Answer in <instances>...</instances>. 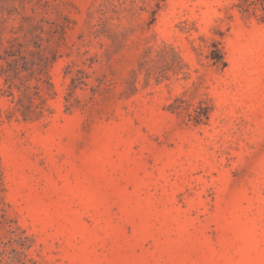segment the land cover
<instances>
[{"label":"rangeland","instance_id":"1","mask_svg":"<svg viewBox=\"0 0 264 264\" xmlns=\"http://www.w3.org/2000/svg\"><path fill=\"white\" fill-rule=\"evenodd\" d=\"M237 2L0 0V252L264 264V21Z\"/></svg>","mask_w":264,"mask_h":264},{"label":"trees","instance_id":"2","mask_svg":"<svg viewBox=\"0 0 264 264\" xmlns=\"http://www.w3.org/2000/svg\"><path fill=\"white\" fill-rule=\"evenodd\" d=\"M236 8L243 16L255 17L261 21H264V0H238L236 3ZM9 57L14 59L13 63H9V67H11L16 77H18L22 71H28L30 69L29 63L27 62L26 58L22 56L21 51L10 52ZM21 102L22 100L20 99L18 105L21 104ZM42 113L43 112L41 111L39 112V114ZM23 115H25V119H27L26 114L23 113ZM202 116L208 117V114L205 112V110H203L201 113L195 110V115H192V118H196L199 121L201 120ZM27 241H29L27 237L22 238V236L16 235V242L19 243L23 249L25 248ZM0 257V264L3 262L5 257L8 258V262L6 264H27L28 261L25 250L17 251L15 249L12 250L11 253H8V250L4 249L0 252Z\"/></svg>","mask_w":264,"mask_h":264}]
</instances>
